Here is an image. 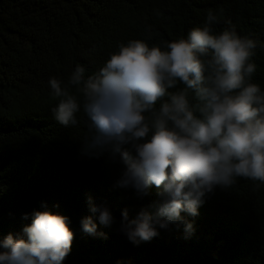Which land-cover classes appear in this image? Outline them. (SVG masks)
Masks as SVG:
<instances>
[{
	"label": "trees",
	"instance_id": "16d2710c",
	"mask_svg": "<svg viewBox=\"0 0 264 264\" xmlns=\"http://www.w3.org/2000/svg\"><path fill=\"white\" fill-rule=\"evenodd\" d=\"M209 9L219 16L214 32L234 27L257 42L252 79L264 91V0H0V238L22 235L46 204L74 232L63 264H264V185L239 178L229 190L218 187L198 215L181 214L191 233L172 223L134 244L121 231L123 210L134 218L158 190L141 196L117 187L118 161L82 153L83 111L72 127L51 111L50 78L65 84L77 64L94 73L131 39L162 46L187 37L204 26ZM89 198L107 205L110 227L90 211ZM89 215L97 235L81 228Z\"/></svg>",
	"mask_w": 264,
	"mask_h": 264
},
{
	"label": "clouds",
	"instance_id": "9594fccd",
	"mask_svg": "<svg viewBox=\"0 0 264 264\" xmlns=\"http://www.w3.org/2000/svg\"><path fill=\"white\" fill-rule=\"evenodd\" d=\"M218 22L209 9L204 26L187 37L162 46L131 39L96 72L86 76L77 64L65 84L55 77L48 82L60 125L75 126L81 110L87 118L84 155L107 153L118 161L119 188L141 196L152 186L158 190L134 218L123 210L121 231L134 244L172 223L191 233V221L181 214L198 215L218 187L229 190L239 178L264 185V91L252 79L257 42L234 27L214 32ZM89 204L102 225L113 224L106 204L91 198ZM43 208L33 211L22 235L0 238V264H63L74 232L66 216ZM80 223L84 232L98 234L91 215Z\"/></svg>",
	"mask_w": 264,
	"mask_h": 264
}]
</instances>
